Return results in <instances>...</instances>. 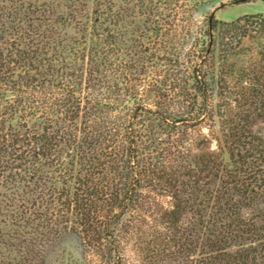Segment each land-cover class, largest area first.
<instances>
[{"label": "trees", "instance_id": "trees-1", "mask_svg": "<svg viewBox=\"0 0 264 264\" xmlns=\"http://www.w3.org/2000/svg\"><path fill=\"white\" fill-rule=\"evenodd\" d=\"M176 4L0 0V264H46L65 233L83 257L125 264L134 228L144 264H264V131L216 71L215 136L229 161L183 140L213 118L201 68L214 46L215 69L231 60L239 21L210 16L181 35ZM259 55L245 76L264 86ZM146 189L171 196L170 235L147 240Z\"/></svg>", "mask_w": 264, "mask_h": 264}, {"label": "rangeland", "instance_id": "rangeland-1", "mask_svg": "<svg viewBox=\"0 0 264 264\" xmlns=\"http://www.w3.org/2000/svg\"><path fill=\"white\" fill-rule=\"evenodd\" d=\"M177 4L172 11V18H175V26L172 31L179 34L185 32H195L202 27L206 29L208 18L214 16L220 22L231 23L239 21L237 29L233 30L228 36L234 35L235 47L231 60L222 68L215 69V46L214 54L210 61L202 66L201 71L211 89L205 93V96L214 100L213 118L209 119L207 112L205 121L198 126L190 124L187 132L183 135L184 143L190 147L193 154L199 153L203 146L212 151L220 152L224 161H229V153L221 141V135L215 136V71L217 79H222V83H227L232 87L228 95L233 100L235 108L242 100L243 107L239 110H246L251 114L250 120L255 130L264 131V94L257 93L262 91L264 86L254 83L250 80L253 74L261 66L259 52L264 49V21H261L260 15H264V0H174ZM169 7H173L172 5ZM245 35V36H243ZM239 41V43H238ZM238 43V44H237ZM237 44V46H235ZM224 49V48H220ZM230 49V48H229ZM222 51V50H221ZM225 52V51H224ZM245 72L250 73V79L245 76ZM247 80L249 89L242 91V81ZM205 111V110H204ZM204 113V112H203ZM214 133V134H213ZM145 196L149 201L155 203L152 209H148L145 217V223L142 227L147 231V240L160 233L163 236L171 234L168 225L162 222V212L172 207V198L168 193L155 194L149 190H144ZM134 228L130 233L124 234L122 245L125 250V264H144L141 252L137 249V244L145 240V236L139 238ZM139 234V235H138ZM142 236V235H141ZM101 258L93 253H86V256L78 250V241L71 233H65L53 241L47 248L46 264H101Z\"/></svg>", "mask_w": 264, "mask_h": 264}]
</instances>
